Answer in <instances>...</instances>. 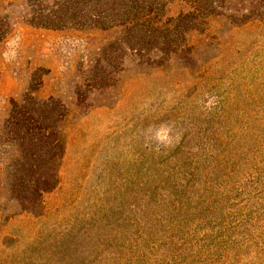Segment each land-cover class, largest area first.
I'll list each match as a JSON object with an SVG mask.
<instances>
[{
    "label": "rangeland",
    "instance_id": "1",
    "mask_svg": "<svg viewBox=\"0 0 264 264\" xmlns=\"http://www.w3.org/2000/svg\"><path fill=\"white\" fill-rule=\"evenodd\" d=\"M26 1L0 0L10 28L0 43V264H105L119 251L115 245L133 236L140 207L161 183L169 161L155 150L182 139L196 147L202 132L221 126L202 109L225 117L243 91L261 97L264 21L234 27L217 17L208 44L190 37L202 46V60L111 67L112 79L97 85L89 65L110 32L33 26L25 21ZM32 80L37 97H59L68 108L59 184L34 212L12 191L19 151L4 125L11 101L21 100Z\"/></svg>",
    "mask_w": 264,
    "mask_h": 264
},
{
    "label": "trees",
    "instance_id": "2",
    "mask_svg": "<svg viewBox=\"0 0 264 264\" xmlns=\"http://www.w3.org/2000/svg\"><path fill=\"white\" fill-rule=\"evenodd\" d=\"M25 7L33 26L110 32L89 65L97 85L112 79L111 67L202 60V46L190 37L197 33L208 44L217 17L234 27L264 21V0H27ZM9 30L0 15V43ZM36 90L32 80L21 100L11 101L4 124L19 151L12 191L32 212L59 184L68 116L61 98H39ZM256 93L261 97L247 90L232 99L225 117L203 107L204 118L221 126L202 132L196 147L182 139L155 150L169 161L164 178L140 207L133 236L125 235L105 264H264V84Z\"/></svg>",
    "mask_w": 264,
    "mask_h": 264
}]
</instances>
